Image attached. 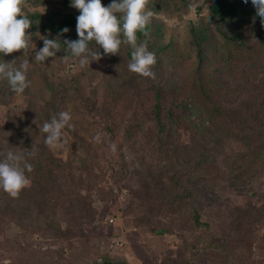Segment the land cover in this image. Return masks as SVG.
I'll use <instances>...</instances> for the list:
<instances>
[{"label":"rangeland","instance_id":"1","mask_svg":"<svg viewBox=\"0 0 264 264\" xmlns=\"http://www.w3.org/2000/svg\"><path fill=\"white\" fill-rule=\"evenodd\" d=\"M212 1L151 0L148 6L154 14L149 24L161 26L163 32L161 44L165 49L162 79L168 83L166 87L170 90L167 93L173 92L179 100L194 101L203 110H210L212 105H223V111L229 107L233 118L232 123L225 120L220 137L216 138L208 130L204 133L206 138L201 139L199 135L189 142V147L192 146L195 151L194 155H206V163L191 174L190 183L199 200L202 218L210 224L209 232L196 227L187 218L186 210L175 212L161 201L162 192L151 180L159 175L158 161L160 163L158 152L151 142V131H143L135 144L123 138L125 125L130 118H135L130 117L132 110L128 104H136V120L146 119L147 115L141 116L147 113L149 107V97L138 94L134 96L132 91H127L119 99V106L125 107L121 109L122 115L119 118H106L99 109L94 113L96 117L84 110L71 115L75 131L92 142V147L102 159L100 166L104 167L103 171L106 173L95 175L97 186L106 191L111 190L115 198L113 196L111 202L105 204L97 198L95 191L93 196L97 208L93 223L82 225L77 224L78 220L74 217L63 215V205L56 206L51 213V220L41 218L37 221L34 216L25 217L22 213V219L16 217V220L13 213L7 217L2 216L0 264L17 262L23 257L28 263L103 264L101 256L105 252L114 261L121 260L128 264H264V240L260 239V233L264 234V226L256 234H252L251 238L234 233L235 231L231 234L234 240V243L231 242V263L223 262L208 240L210 235L220 241L224 234L231 232L228 222L231 220L230 210L235 204L244 203L248 195L256 192L259 193L257 196L264 195V153L259 156L252 153L245 162L237 161L242 157L239 154L241 144L238 139L232 138L234 131L230 129L237 126L241 117L239 107L230 105V94L236 93V90L247 97L258 90V98L254 99L255 105L252 106L255 111L261 107L264 111V34L255 39L246 50L234 48L214 30L208 19L211 16L209 5ZM111 2L112 0H102L104 6ZM55 9H60L62 13L78 10L71 6V0L68 3L64 0H25L22 14L39 12L44 17ZM191 24L205 25L212 33L210 60L202 79L197 77L196 58L187 48ZM72 62L73 59H70L67 64ZM91 65L105 67L106 62L102 59L93 60L87 66L92 67ZM55 68L58 70V65L53 66V70ZM42 78L33 69L31 86L38 111L24 113L27 100L21 93H16L13 103L0 107L1 115L4 116L8 111L12 114L21 112L24 113L23 118L29 117L31 127L41 128L39 119L44 120L41 107L45 109V101L50 96ZM94 82L97 80L92 78L83 81L82 89L87 86V90L81 91L90 93V84ZM200 84L203 88H200ZM99 87L96 108L109 95L103 87V81H100ZM72 105L83 109L80 103H71L68 108ZM102 123H108L115 130L113 142L107 140L108 137L102 131ZM63 132L64 137L70 140L68 145H74L79 150L81 157L74 155V163L79 162L82 157L86 158L87 153L78 146V141L67 130L64 129ZM102 139L106 143H102ZM216 140L218 143L215 144ZM202 145L207 147L206 152ZM70 148L66 146L52 150L55 153L61 150L58 155L66 158L71 153ZM123 160L127 163L128 172L126 178L120 180L119 174L117 177L114 175L119 171V164ZM3 214L0 213V216ZM146 217L151 220L152 229L147 224H139ZM76 224L75 232L69 230ZM163 226L167 228L165 232Z\"/></svg>","mask_w":264,"mask_h":264},{"label":"trees","instance_id":"2","mask_svg":"<svg viewBox=\"0 0 264 264\" xmlns=\"http://www.w3.org/2000/svg\"><path fill=\"white\" fill-rule=\"evenodd\" d=\"M64 2L68 3L70 0H64ZM209 10L214 30L236 49H248L255 39L264 34V26L261 25L260 18L256 16V9L251 0H248V3H244V0L237 2L213 0L209 5ZM79 14V10L62 13L60 9L52 10L44 17L39 12L23 14L32 21L28 31L32 33L33 44L25 53L23 50L4 56L0 53V62L15 59L14 66L19 67L21 62L27 60L29 62L27 79L31 81L33 69H36L43 77L50 96L45 101V109L41 107L44 120L39 119V126H43L45 121L50 122L52 115L58 117V114L64 111L72 115L78 110H84L96 117L97 115L94 113H97L99 109L104 117L116 119L122 115L121 109H125L124 106H119V99L125 92L132 91L134 96L138 94L142 97H149L147 113L141 116L146 117L147 115L146 119L136 120L137 115L134 114L137 113L138 108L133 102L128 104L129 109L132 110L130 117L135 118H130L125 125L122 131L123 138L131 144H135L143 131H151L150 136L153 137L151 142L160 159L157 170L159 175L151 180L155 182V187L157 186L162 192L161 201L175 212L186 210L187 218L196 227L201 231L209 232L210 224L202 218L199 200L190 183L191 174L206 163V155H194L195 151L192 146L189 147V142L199 135L201 139L206 138L204 133L208 130L214 133L216 138L220 137L225 120H228L229 123L233 122L229 107L223 111V105H212L213 108L210 110H203L194 101L179 100L173 92L167 93L170 90L166 87L168 83L162 79L165 49L161 44L163 32L161 26L157 24H148L147 35L144 32L136 34L137 44L146 43L148 50L155 53L157 62L152 69L155 79L146 78L128 70L133 49L127 43L121 44L120 53L104 55L103 49L96 45L95 41L90 42L89 47L92 50L97 48L101 53V59L106 62L105 67L92 65V67L87 65L81 67L78 62L79 58L71 54L67 55L64 48L57 52L56 57H49L45 62H36L34 60L35 51L43 47L41 36H46L49 39L59 38L62 47H64L62 43L65 39H78L76 26ZM253 19H255L254 23ZM122 23L121 19V26ZM65 27L69 31L62 33V29ZM211 35V31L205 25H190L187 48L196 58L195 70L199 79H202L210 60ZM120 38L122 41L125 39L123 32H121ZM70 59H73V62L67 64ZM56 65H58V70L56 68L53 70V66ZM54 78L56 79L54 80ZM90 78L97 82L90 84V93L87 94L81 91L87 90V86L82 89V83ZM100 81H103V87L109 92V95L107 100L102 105L98 104L99 108H96ZM200 88H203L202 84H200ZM257 91H253L250 97L245 96L242 92L238 93L237 90L236 93L230 94L231 107L237 108L238 106V111H241L237 126L230 127L234 131L231 134L232 138L238 139L241 144L239 154L242 157L237 161L245 162L248 155L252 153L257 156L264 153V113H260V111H264L262 107L255 111L252 106L255 105L254 99L258 98ZM21 94L27 100L24 113L38 111L31 84ZM15 95L16 93L11 90L6 80L0 81V107L13 103ZM125 97L127 96L125 95ZM73 100L75 101L73 102ZM71 103H80L83 109H77L74 105L68 108ZM23 114L21 112L12 114L8 111L2 116L0 112V160L4 159L7 152L11 150L14 153H24L28 162L33 165V170L26 173L30 184L21 190L17 197H12L0 188V213H4L0 218L13 213L16 220V217L21 218L20 214L22 213L25 217L34 216L37 221L41 218L51 220V213L54 212L56 206L63 205V215L74 217L78 220L77 224L93 223L97 208L94 204V192L96 191L97 198L105 204L111 202L112 197L115 198V194L111 190L106 191L97 186L95 175L105 174L106 171H103L104 167L100 166L102 159L92 147V142L85 135L76 132L75 128H65L78 141V146L87 153L86 158L82 157L79 162L74 163V155L81 156L74 145H68L70 142L68 137L63 138V148L71 147V153L66 158H62L58 155L61 150L55 153L52 147L50 149V146L45 143L47 134L40 131V128L31 127L29 117L23 118ZM102 124L104 127L102 131L108 137L107 140L113 142L115 130L108 123ZM92 140L97 141L94 138ZM101 142L106 143L103 139ZM97 145L100 146L98 143ZM202 147L206 152L207 147L203 145ZM97 168L99 170H96ZM118 170L114 176L117 177L119 174L118 179H125L128 172L125 160L120 162ZM256 193L248 195L244 203L235 204L230 210L231 220L228 222L230 233L224 234L220 241L208 236L210 245L214 246L223 262L231 263V242L234 243L231 234L234 231L241 236L245 235L251 238L252 234H256V231L264 226V195L257 196L259 193ZM150 222L151 220L146 217L141 219L139 224H147L152 229ZM77 224L69 230L75 232ZM58 229L61 228L58 227ZM163 229L164 232L167 230L164 226ZM252 229L253 231H251ZM260 237L264 240V234L260 233ZM107 253L105 252L101 256L103 264H128L121 260L114 261L112 256ZM8 264H44V262L32 261L28 263L23 257L17 262L12 261Z\"/></svg>","mask_w":264,"mask_h":264},{"label":"clouds","instance_id":"3","mask_svg":"<svg viewBox=\"0 0 264 264\" xmlns=\"http://www.w3.org/2000/svg\"><path fill=\"white\" fill-rule=\"evenodd\" d=\"M150 2L151 0H112L109 5L104 6L102 0H71V6L80 12L76 26L78 39H65L62 47L59 38L41 36L43 47L35 51L34 60L45 62L49 57H56L57 52L64 48L67 55L79 58V65L84 67L93 60L99 61L102 58L97 48L92 50L89 47L90 42L95 41L103 49L104 55L120 53L121 44L127 43L133 49L128 70L155 79L152 70L157 62L155 53L148 50L146 43L138 45L136 35L137 32L147 35L146 28L154 15L148 7ZM24 3L25 0H0V53L3 56L20 50L25 53L33 44L32 33L28 31L32 21L22 14ZM244 3H248V0H244ZM251 3L264 26V0H251ZM208 19L210 20L209 16ZM68 31L67 27L62 29V33ZM121 32L125 37L123 41L120 38ZM14 65L15 59L0 62V81L6 80L13 92L24 93L31 84L27 79L29 62L25 60L19 67ZM71 120V114L64 111L58 117H52L50 122L46 121L40 128V131L47 134L45 143L52 148L63 147V130L74 127ZM32 170L33 165L28 162L24 153L9 150L5 158L0 160V188L12 197H17L21 190L29 186L30 179L26 173Z\"/></svg>","mask_w":264,"mask_h":264},{"label":"built area","instance_id":"4","mask_svg":"<svg viewBox=\"0 0 264 264\" xmlns=\"http://www.w3.org/2000/svg\"><path fill=\"white\" fill-rule=\"evenodd\" d=\"M109 219H110L109 221L112 222V219L111 218H109Z\"/></svg>","mask_w":264,"mask_h":264}]
</instances>
